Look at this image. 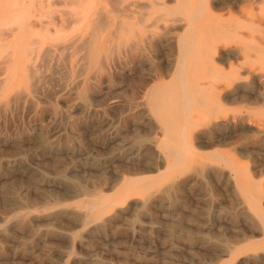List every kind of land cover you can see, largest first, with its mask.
Masks as SVG:
<instances>
[{
    "label": "bare ground",
    "instance_id": "6f19581e",
    "mask_svg": "<svg viewBox=\"0 0 264 264\" xmlns=\"http://www.w3.org/2000/svg\"><path fill=\"white\" fill-rule=\"evenodd\" d=\"M56 101L74 114L87 106L85 143L71 144L66 125H54ZM62 113L67 121L70 112ZM16 117L33 120L30 133L13 132ZM43 124L46 134L37 131ZM207 137L264 159V0H19L0 7V148L26 143L0 153V194L16 168L29 180L16 192L45 195L64 182L69 157L99 177L79 210L23 212L17 194L16 214L0 216V261L31 245L13 232L40 240L48 230L39 225L51 217L86 226L78 243L87 245L135 210L156 222L161 208L172 237L127 264H213L196 258L205 234L221 242L216 259L264 264V218L254 203L260 189L189 141L208 148ZM27 161L52 162L53 176ZM203 183L223 192L205 209Z\"/></svg>",
    "mask_w": 264,
    "mask_h": 264
},
{
    "label": "rangeland",
    "instance_id": "374dc122",
    "mask_svg": "<svg viewBox=\"0 0 264 264\" xmlns=\"http://www.w3.org/2000/svg\"><path fill=\"white\" fill-rule=\"evenodd\" d=\"M9 1L10 0H8V2ZM13 1L14 0H11L8 4L7 0H0V7H5V6L8 8L10 6L12 7L19 0L14 1V3ZM214 13L218 14L219 12H214ZM118 81L120 82L123 80L120 79ZM54 103L53 105H55V107L58 108L54 111V116H56L57 118V121L54 122V125H61V126L66 125V127L68 128L66 130V134L68 135V139L71 144H74L75 141L78 143L80 142L81 144L85 143L87 141V138H84L83 135L87 125L91 123V118H92L91 115L88 113L87 106H84L83 109L81 108L82 110L79 114H74L73 113L74 109L71 105L68 108H63L61 107L58 101ZM221 105L234 112L241 110L240 106L238 105H226L223 102H221ZM62 110L66 113L70 112L69 119L67 121L60 119L61 118L60 114L62 113ZM244 111L242 112L246 113ZM68 121H70L71 123ZM32 124H33V120H30L28 122L23 117L20 118L16 117L14 119V122L12 123L13 132H17L21 128H23L24 131L30 133L31 132L30 128L33 127ZM77 125H80V127L76 129ZM42 126L37 131L40 134H46V132L49 129V126L47 124H43ZM92 138L94 137L92 136ZM189 141L190 144L193 146V148L197 150V152L199 150L198 153H200V155L209 157L210 159H214V160L216 159L215 157L222 160L225 159L224 161L230 163L229 165L232 167V171H231L232 176L236 175L241 180L244 177V173H245L251 179H253L255 183H257V186L260 189L261 193H259L256 196L255 198L256 200H254V203L256 204V207L262 213V216L264 218V159L261 158V160L254 161V159L256 158L253 156L255 155L253 153H250L249 156L248 155L241 156L234 149L233 145L227 144L225 141H221V140L217 143L214 142L212 138L207 137L206 139L203 140L204 143L202 144L210 145V147L208 148H204L201 146L199 147L197 145L198 141L195 139H190ZM212 142H214L213 145H211ZM20 144H23L24 149H26L25 141H23L22 143H18V145ZM18 145L16 144V145L8 146L7 148H0V153L6 152L12 154L14 153V151L15 152L18 151L17 149L18 147H16ZM209 148L213 149V152ZM214 151L216 153H214ZM254 153L261 154L263 153V149L255 148ZM68 162H69L68 164L69 168L64 182L61 184H58L56 182L50 185L49 187H46L45 195H35L32 189H29L27 193L16 192L22 190L25 186H27L29 180L26 175L21 174L20 170L14 168L11 172L12 178L10 179V182L6 184V186H4V188H6L7 191L4 194H0V207H1L0 216L5 215V217L7 216L8 218H10L14 214H16L15 212L16 208L14 206L17 202H21L23 207H25V210H23V212L29 211L39 216L53 213L58 209H68L73 211L79 210L83 206L85 200L88 199V196L85 195L83 191L91 190L94 187V185L98 182L99 177L97 176L96 173L91 174V172L85 171V168L76 167L74 160L71 159L70 157ZM26 164H29L34 169L48 172V174L53 176L52 173L53 168L51 167L53 166L52 162L46 163V162L27 161ZM74 191L80 193V195L74 196L75 194ZM220 192H221L220 190L218 191L212 187L208 188L203 183L201 195L205 194V201L208 202V206L207 207L203 206V209L209 208L211 199H214L215 197L218 198L221 194L223 195V192L221 193ZM17 194H19L20 198L15 203V200H17L16 199ZM191 198L194 201L199 199V197L196 196H193ZM4 199L5 201H3ZM163 211L164 210L161 208L158 209L157 211L158 221L149 222L148 219L143 218V210H135L134 212H132V214L129 215L127 220L122 222L123 224L120 223L116 229H112L110 232L111 234L109 232H104L101 234L98 233L93 237V239L92 238L89 239V243H87V245H83V244L80 245L78 243L79 241L78 239L86 231L87 228L86 226L85 227L78 226L73 219L51 217L48 221L43 222L42 224L39 225V229H41L43 233H45L46 230H48L43 236V238L40 240H33V242H30V240H32V234L27 230L22 231L19 229L16 232H13V237L15 238L16 242L25 245H30V244L31 245L23 255L22 254L17 255L16 258H13V256L3 258L0 261V264H28V263L29 264H93V263L94 264H127L134 256L144 259V254L146 253V251L152 249L153 246L157 244L161 239L169 240V238L172 237L171 235L167 234L169 226L165 225L166 213ZM140 227H143V229L145 230L143 231L145 232L143 233V235L137 234V231H139ZM65 234L68 235L70 234V236L73 237L75 242L72 243L67 238L63 237V235ZM203 236L204 237L202 238V242H198L200 243L198 244V246L200 245V247L198 248L199 251H197L196 253V258L199 259L201 262L205 261L206 263L211 262L213 264H225L226 263L225 258L220 257L216 259L217 257H219L217 253L219 252L218 250L220 248L221 242L213 239L212 237H210V235L205 234ZM258 239H259L258 237H250L248 241L254 242L257 241ZM69 247L71 248V250ZM59 251H61L62 254H59L58 253ZM235 263H236L235 260H230L227 261L226 264H235Z\"/></svg>",
    "mask_w": 264,
    "mask_h": 264
}]
</instances>
